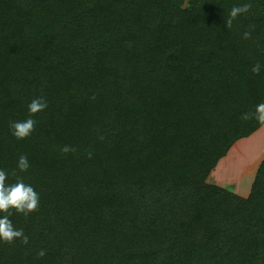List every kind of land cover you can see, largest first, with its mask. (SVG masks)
<instances>
[{
	"label": "trees",
	"instance_id": "trees-1",
	"mask_svg": "<svg viewBox=\"0 0 264 264\" xmlns=\"http://www.w3.org/2000/svg\"><path fill=\"white\" fill-rule=\"evenodd\" d=\"M260 104L264 0H0V169L39 194L0 264H264V159L206 182Z\"/></svg>",
	"mask_w": 264,
	"mask_h": 264
},
{
	"label": "clouds",
	"instance_id": "clouds-1",
	"mask_svg": "<svg viewBox=\"0 0 264 264\" xmlns=\"http://www.w3.org/2000/svg\"><path fill=\"white\" fill-rule=\"evenodd\" d=\"M248 5L242 7H233L231 10V16L235 18L237 14L247 11ZM230 23V21H229ZM249 35L245 33V36ZM260 64H256L253 67L254 72L260 71ZM47 107V101L44 97H36L28 104V111L32 114L37 111H41ZM258 118L264 120V104L257 106ZM36 121L29 116V118L22 121L12 122L10 127L13 130V135L17 138H24L28 136L34 129ZM67 147L64 151H68ZM18 167L21 171H26L29 167V162L26 156H20L18 161ZM7 172L4 169H0V212H6L8 215L0 216V240L11 242L14 238L22 237L23 241L27 242V237L23 235L22 229H15L8 216L10 208L16 209L18 212H22L27 215L37 209L39 204V194L34 190L30 184L24 183L22 179L17 180L14 184L6 183ZM44 253L41 252L40 255Z\"/></svg>",
	"mask_w": 264,
	"mask_h": 264
},
{
	"label": "rangeland",
	"instance_id": "rangeland-1",
	"mask_svg": "<svg viewBox=\"0 0 264 264\" xmlns=\"http://www.w3.org/2000/svg\"><path fill=\"white\" fill-rule=\"evenodd\" d=\"M253 134L251 138L246 137L234 142L225 159L218 161L217 166L208 175L207 183L217 182L216 185L243 197L249 194L258 165L264 159V127L258 128Z\"/></svg>",
	"mask_w": 264,
	"mask_h": 264
},
{
	"label": "crops",
	"instance_id": "crops-1",
	"mask_svg": "<svg viewBox=\"0 0 264 264\" xmlns=\"http://www.w3.org/2000/svg\"><path fill=\"white\" fill-rule=\"evenodd\" d=\"M261 127H264V124H263ZM253 135H254V134L250 135L249 138H251ZM247 139H248V138H247ZM226 155H227V154H226ZM224 157H225V156H224ZM224 157H223V158H224ZM223 158H221V159H223ZM221 159H220V160H221ZM224 159H225V158H224ZM220 160H219V161H220ZM216 166H217V165H216ZM210 174H211V173H210ZM215 181H216V180H215ZM215 181H214V183H215ZM215 184H217V182H216Z\"/></svg>",
	"mask_w": 264,
	"mask_h": 264
}]
</instances>
